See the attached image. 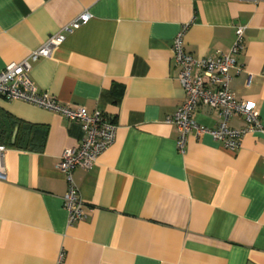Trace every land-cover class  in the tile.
Listing matches in <instances>:
<instances>
[{
  "label": "crops",
  "instance_id": "obj_1",
  "mask_svg": "<svg viewBox=\"0 0 264 264\" xmlns=\"http://www.w3.org/2000/svg\"><path fill=\"white\" fill-rule=\"evenodd\" d=\"M84 12L31 76L61 102L106 114L115 140L75 170L86 218L69 224L58 164L83 125L0 96V264H264V130L234 151L193 130L181 152L167 122L185 99L176 35L200 58L229 52L241 25L231 89L257 103L264 128V0H0V72ZM194 117L222 121L204 104Z\"/></svg>",
  "mask_w": 264,
  "mask_h": 264
},
{
  "label": "built area",
  "instance_id": "obj_2",
  "mask_svg": "<svg viewBox=\"0 0 264 264\" xmlns=\"http://www.w3.org/2000/svg\"><path fill=\"white\" fill-rule=\"evenodd\" d=\"M91 18L84 12L59 32L51 35L44 44L33 50L25 59L11 62L0 72V96L22 100L39 107L58 112L72 121H78L85 130L84 138L75 146L66 148L59 161V168L65 173L68 189L63 197L68 211L69 224L86 218L84 201L74 172L77 168L91 169L99 156L115 140L117 125L99 109L89 112L83 106L61 102L56 96L41 90L31 76L32 63L41 57L51 55L61 44L67 32L85 24ZM186 28V27H185ZM245 26H237L236 37L229 52L218 51L213 56L195 58L184 47V30L173 41L174 59L180 67V81L185 93L184 102L167 119L179 131L178 148L185 151V144L191 131L210 134L216 141L230 150H237L240 140L248 133L263 132L258 105L254 100L238 99L231 89L232 69L243 70L237 55L244 47ZM210 105L218 110L222 121L216 128L199 124L194 113L200 105ZM242 119L243 126L230 125L231 118ZM7 147L0 143V179L7 176L5 153Z\"/></svg>",
  "mask_w": 264,
  "mask_h": 264
}]
</instances>
